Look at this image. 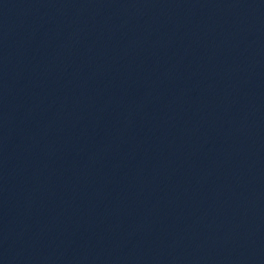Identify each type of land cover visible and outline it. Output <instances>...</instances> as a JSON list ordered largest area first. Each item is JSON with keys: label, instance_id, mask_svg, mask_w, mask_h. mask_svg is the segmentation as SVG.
Masks as SVG:
<instances>
[{"label": "water", "instance_id": "95a60500", "mask_svg": "<svg viewBox=\"0 0 264 264\" xmlns=\"http://www.w3.org/2000/svg\"><path fill=\"white\" fill-rule=\"evenodd\" d=\"M0 264H264V0H0Z\"/></svg>", "mask_w": 264, "mask_h": 264}]
</instances>
